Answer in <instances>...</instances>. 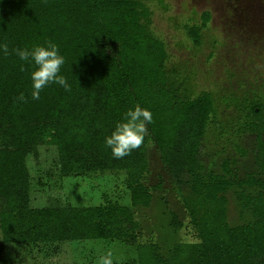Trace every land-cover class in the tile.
Instances as JSON below:
<instances>
[{
	"label": "trees",
	"instance_id": "16d2710c",
	"mask_svg": "<svg viewBox=\"0 0 264 264\" xmlns=\"http://www.w3.org/2000/svg\"><path fill=\"white\" fill-rule=\"evenodd\" d=\"M147 0H0V264L4 244H56L117 240L136 246L135 260L119 264H264V179H238L232 163L208 171L203 138L214 113L204 92L184 98L166 71L168 52L151 30ZM210 14H204V25ZM195 44L198 27H188ZM51 41L65 56V91L50 84L31 98L33 66L11 53ZM24 93L26 99H18ZM152 112L150 136L129 156L115 159L104 144L130 107ZM256 115L262 113L260 110ZM255 166L264 173V122L254 123ZM153 140L177 183L189 176L187 209L200 241L176 243L168 256L152 242L141 243L133 208L149 207L152 187L148 143ZM40 146H55L62 178L125 172L131 207L110 200L94 207H68L62 198L35 207L27 157ZM233 193L240 218L229 222ZM248 218V219H246Z\"/></svg>",
	"mask_w": 264,
	"mask_h": 264
},
{
	"label": "rangeland",
	"instance_id": "374dc122",
	"mask_svg": "<svg viewBox=\"0 0 264 264\" xmlns=\"http://www.w3.org/2000/svg\"><path fill=\"white\" fill-rule=\"evenodd\" d=\"M146 4L152 12L150 30L168 52L169 79L184 98L209 92L214 99V113L203 138L206 169L221 173L222 164L229 161L238 179L250 175L264 179L255 166L252 130L254 123L264 122V0H147ZM206 12L211 18L204 25ZM188 27L201 30V45L194 43ZM254 108L262 113L256 115ZM148 153L147 186L153 188V199L149 207L133 211L141 222L140 242L155 243L168 256L176 243L200 241L186 206L191 197L189 176L177 183L153 140ZM27 166L35 207L49 204L54 197L62 198L68 207H94L108 200L132 206L125 172L62 178L55 146L38 147L28 155ZM228 198L230 224L244 222L232 192ZM109 252L119 263L137 257L136 246L102 239L5 243L3 255L8 264H97Z\"/></svg>",
	"mask_w": 264,
	"mask_h": 264
},
{
	"label": "clouds",
	"instance_id": "9594fccd",
	"mask_svg": "<svg viewBox=\"0 0 264 264\" xmlns=\"http://www.w3.org/2000/svg\"><path fill=\"white\" fill-rule=\"evenodd\" d=\"M11 53L33 66L30 73L33 100H39L41 91L50 84H57L65 91H71L72 85L61 71L66 62L65 56L56 43L45 41L31 47H15L11 49ZM0 54H10L7 43L0 42ZM18 99L25 101L24 93H20ZM152 118V112L147 108L139 105L128 108L115 123L110 134L104 137V144L111 150L112 157L121 159L139 149L148 136ZM97 264H119V261L114 260L113 254L109 252L99 257Z\"/></svg>",
	"mask_w": 264,
	"mask_h": 264
},
{
	"label": "flooded vegetation",
	"instance_id": "af4514ba",
	"mask_svg": "<svg viewBox=\"0 0 264 264\" xmlns=\"http://www.w3.org/2000/svg\"><path fill=\"white\" fill-rule=\"evenodd\" d=\"M211 17V16H210ZM210 20V19H209ZM200 33H201V30H200ZM195 43V42H194ZM197 45V44H196ZM199 45H201V43L199 44ZM199 45H197V46H199ZM255 111L257 112V109H255Z\"/></svg>",
	"mask_w": 264,
	"mask_h": 264
}]
</instances>
